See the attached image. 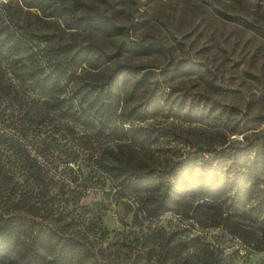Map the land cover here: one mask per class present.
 I'll use <instances>...</instances> for the list:
<instances>
[{
    "label": "trees",
    "instance_id": "1",
    "mask_svg": "<svg viewBox=\"0 0 264 264\" xmlns=\"http://www.w3.org/2000/svg\"><path fill=\"white\" fill-rule=\"evenodd\" d=\"M116 11L82 8L79 0H0V263L174 264L182 242L161 241L164 258L151 259L154 239H163L157 227L134 245L120 242L123 258L118 242L103 239L107 231L82 228L93 212L73 204L85 180H108L122 195L143 193L153 204L147 216L194 200L213 211L203 223L240 237L249 232L246 243L264 251V136L257 131L264 112L239 115L238 93L212 84L218 98L187 90L168 102L151 87L126 110L129 94L144 85L136 76L143 66L120 58L162 48L132 38ZM251 27L264 37V29ZM95 32L123 38L106 49ZM159 74L207 76L190 60L170 62ZM162 107L174 119L241 133L242 140L217 146L187 140L166 165L142 162L158 132L136 121ZM80 164L89 167L85 178Z\"/></svg>",
    "mask_w": 264,
    "mask_h": 264
},
{
    "label": "rangeland",
    "instance_id": "2",
    "mask_svg": "<svg viewBox=\"0 0 264 264\" xmlns=\"http://www.w3.org/2000/svg\"><path fill=\"white\" fill-rule=\"evenodd\" d=\"M79 1L82 8L109 11L115 7V20L129 28L132 38L162 48L161 52L150 55L127 53L120 58V61L143 66L136 71V76L143 80L144 85L129 94L126 110L142 102L147 88L151 87L157 94L166 93L168 102L173 100L177 103L187 90L218 98L208 86L212 84L238 93L239 99L234 102L239 108V115L256 116L264 112V37L251 27L264 29V0ZM226 15L240 16L251 25L240 24ZM28 20L32 22L33 16ZM93 36L106 49H113L123 38L106 37L100 32L93 33ZM179 60L200 64L207 76L193 74L168 79L159 74L170 62ZM165 110L162 107L154 115L136 121L158 132L156 141L142 155V162L150 159L166 165L188 148L187 140L203 146L242 140L241 133L223 134L208 126L183 122L167 116ZM257 131L264 136V124L258 126ZM100 141L104 142L103 145L109 143H105V139ZM73 166L77 167L76 164ZM80 166L85 178L89 167ZM84 182L86 187L84 183L81 185L73 205L77 211L83 205L91 208L93 213L88 216L92 219L84 220L82 228L95 225L107 231L103 239L111 244L118 242L115 249L119 251L120 258L125 255L122 256L120 250L126 249V243L120 242L129 243L131 241L128 240H132L134 245L143 234L157 227L156 234L163 239H154L150 251L152 260L164 258L162 241L167 245L182 242L179 258L173 261L174 264H264V251L246 243L249 232L245 231V235L240 237L226 228L208 226L203 220L210 218L213 211L194 200L170 205L156 216H147V208L153 204L143 193L130 196L119 194L108 180Z\"/></svg>",
    "mask_w": 264,
    "mask_h": 264
}]
</instances>
